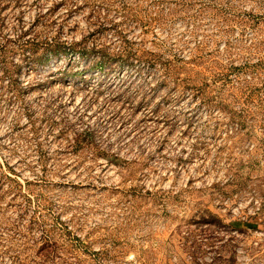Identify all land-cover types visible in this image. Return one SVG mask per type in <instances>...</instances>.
I'll return each instance as SVG.
<instances>
[{
	"label": "rangeland",
	"instance_id": "obj_1",
	"mask_svg": "<svg viewBox=\"0 0 264 264\" xmlns=\"http://www.w3.org/2000/svg\"><path fill=\"white\" fill-rule=\"evenodd\" d=\"M0 264H264V0H0Z\"/></svg>",
	"mask_w": 264,
	"mask_h": 264
}]
</instances>
